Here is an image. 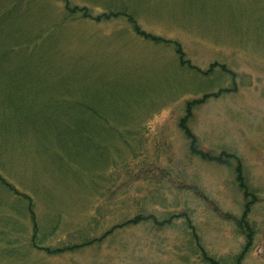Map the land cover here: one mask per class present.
I'll use <instances>...</instances> for the list:
<instances>
[{"label":"rangeland","instance_id":"obj_1","mask_svg":"<svg viewBox=\"0 0 264 264\" xmlns=\"http://www.w3.org/2000/svg\"><path fill=\"white\" fill-rule=\"evenodd\" d=\"M69 1L178 42L187 66L127 16L0 0V176L15 189L0 183V264H207L200 248L229 262L248 242L237 226L248 202L242 264H264V0ZM207 94L189 123L197 148L238 155L256 197L238 162L192 153L181 120ZM139 214L160 224L45 249Z\"/></svg>","mask_w":264,"mask_h":264},{"label":"trees","instance_id":"obj_2","mask_svg":"<svg viewBox=\"0 0 264 264\" xmlns=\"http://www.w3.org/2000/svg\"><path fill=\"white\" fill-rule=\"evenodd\" d=\"M65 9L67 11V14L70 16H75L76 14H81L82 15L81 17L90 18V19H93V20L98 21V22L102 21V20L105 21L107 19L109 20V19H112L113 17L119 18L121 15L127 16L129 23H131L133 25L135 32L139 36H141L142 38H144L146 40L157 43V44L172 45L173 47L176 48V50H177V52L181 58L182 64L185 65L184 63L186 62V60L184 59V52L182 51L181 44H179L178 42L163 39L161 37L154 36V35H151L149 33L142 31L140 26L137 24V22L135 20H133V18L129 17L126 14L111 11L110 13H103V14L98 15V16H93L87 7H81L78 5H73L69 0H65ZM185 66H187V65H185ZM189 67L193 68V69L195 68L194 66H189ZM213 67H214V65H213ZM223 91H225V90H222V92ZM208 96L209 95L207 94L202 99L187 102L186 114L181 120L180 127L185 131L186 136L189 139L192 153L197 154V155L201 156L204 160H207L210 162L226 163L228 165H233V163L238 162V165H237L238 177H237V179H238L239 183L241 184V188L245 191L246 197H256L255 193L251 192V188L249 187V184L247 183L246 177L244 176V173L242 171L243 166H242V162L240 161L241 158L238 155H236L234 153L226 152V151L221 152V154H219V155H215L211 152H204V151L199 150L197 148L198 147L197 146L198 140H197V137L191 131L189 123H190V120L193 116L194 107L203 103ZM65 123H66L65 125H67L68 127H72V128H75V126L79 125L77 119H70V120H68V122L66 121ZM0 183L7 186V187H12V188L14 187V186L10 185L1 176H0ZM252 203L253 202L247 203L244 216L237 223V226L240 229V232L244 236H246V238L248 240L247 245H246L245 249L243 250V252L240 255L236 256L233 260L226 262V261L219 260L215 257L208 255L202 248H200L204 262H206L207 264H242L243 257L245 256L247 251H249V249H250V247L254 241L255 229H254V226L247 219V216H248V213L251 209ZM150 220H153V221H155V223H158V222H156V219L151 215L139 214L135 218H132V219H129V220L123 222L121 225L119 224V225L114 226L113 228L108 230L105 234H103L100 238H94L92 240H88V241L83 242V243L74 244L73 246H68L67 248H64V249L63 248L56 249V250H51L50 248H45V249L47 250V252L49 254H58V253H61L65 250L66 251H73L76 249H81L83 247L92 245L96 242H100L101 240L105 239L108 235L112 234L114 229H116V228H120L122 226L131 225V224H139L141 222H148ZM169 222H171L170 219L164 221V223H161V225L162 224H168ZM158 224H160V223H158ZM35 230L37 231V229H35ZM33 244L37 248H40V249L43 248L39 243H37L36 234L33 238Z\"/></svg>","mask_w":264,"mask_h":264}]
</instances>
